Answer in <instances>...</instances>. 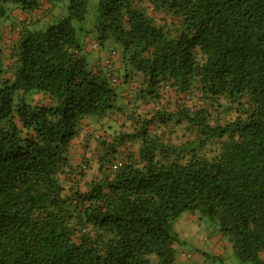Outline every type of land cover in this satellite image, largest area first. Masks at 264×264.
<instances>
[{"label": "trees", "instance_id": "16d2710c", "mask_svg": "<svg viewBox=\"0 0 264 264\" xmlns=\"http://www.w3.org/2000/svg\"><path fill=\"white\" fill-rule=\"evenodd\" d=\"M88 3L0 0V264H184L186 211L264 264V0Z\"/></svg>", "mask_w": 264, "mask_h": 264}, {"label": "rangeland", "instance_id": "374dc122", "mask_svg": "<svg viewBox=\"0 0 264 264\" xmlns=\"http://www.w3.org/2000/svg\"><path fill=\"white\" fill-rule=\"evenodd\" d=\"M100 0H89L88 3V10L89 13L87 15L86 22L83 23L81 21L75 20L74 24L77 30V33L79 37L84 41L88 40L91 42L92 40L97 39L96 33L93 31L94 29V23L97 16V8ZM150 7L149 4L146 5L145 9H148ZM150 13H154L153 10H150ZM160 14L162 16L160 17H166L164 13H156ZM11 17L13 16L12 13L10 14ZM10 17V16H8ZM6 17L2 23L6 22L8 19ZM81 26L84 28V32L81 30ZM90 31V33H88ZM88 36V37H87ZM11 38L7 36V42H9ZM113 39L108 40L105 44L101 46L100 49L98 47L95 51L92 50V43L87 48V51H91L89 53V58L91 61H100L99 59L102 58L103 60H107V58L112 54L114 49L117 47L115 43L112 41ZM136 86V85H135ZM133 86V87H135ZM135 90V89H133ZM134 95H137V91H133ZM127 108H133L132 104H127ZM129 109V110H130ZM102 122L104 123V127L106 129L114 128L115 130L119 128L118 122L112 118V113H108L103 119ZM130 123V122H128ZM127 124V123H126ZM182 129L180 132V135L182 134L185 136V132ZM182 136V137H183ZM111 140V139H109ZM175 140V139H174ZM178 141V139H177ZM179 141H183L180 139ZM86 139H77L74 142V149H73V159L75 165H83L84 167L86 164H88V160L92 162L90 166L85 167V172L90 174L91 172L94 173L98 169V159L99 155L102 152L101 146L97 141H95L93 138L90 140L89 147H86ZM86 147V148H85ZM126 146L124 145L122 149H124ZM73 177L76 179H80L79 174L76 172L73 173ZM84 182V180H83ZM198 218V216H195L194 213L191 211H186L180 216L177 220L173 222L174 230L180 235L181 243L182 245L180 247L179 256L180 253H182V257H185L184 264H247L242 263L240 259L237 256L234 255H228V251H226V245H230L227 239L228 237L224 236L222 233H219L218 230L213 226V224L203 222H198V220H195ZM194 221V222H193ZM192 224V228L191 223ZM198 224V225H197ZM212 232L211 236L209 237L210 233ZM206 236L209 238L206 239ZM186 252L189 254H193V257H186ZM222 254V258L219 256ZM250 264V263H248Z\"/></svg>", "mask_w": 264, "mask_h": 264}]
</instances>
